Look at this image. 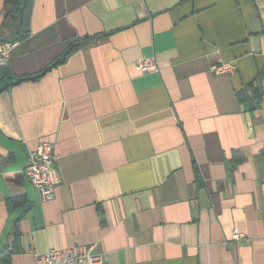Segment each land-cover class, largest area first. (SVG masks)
Masks as SVG:
<instances>
[{
    "label": "crops",
    "instance_id": "obj_1",
    "mask_svg": "<svg viewBox=\"0 0 264 264\" xmlns=\"http://www.w3.org/2000/svg\"><path fill=\"white\" fill-rule=\"evenodd\" d=\"M74 40L38 79L13 81ZM6 41L9 264L77 244L104 264H264V0H26L20 22L0 0ZM146 57L157 70L141 72ZM219 62L234 72L214 73ZM41 141L61 173L45 202L24 174Z\"/></svg>",
    "mask_w": 264,
    "mask_h": 264
},
{
    "label": "built area",
    "instance_id": "obj_2",
    "mask_svg": "<svg viewBox=\"0 0 264 264\" xmlns=\"http://www.w3.org/2000/svg\"><path fill=\"white\" fill-rule=\"evenodd\" d=\"M13 42L0 43V64L8 62ZM141 72L157 70L153 57L143 58L138 63ZM214 73H232L235 70L231 62H219L212 65ZM53 144L41 141L27 153L24 174L37 188L41 202L48 201L54 196L55 187L61 182V173L56 161ZM241 234L236 233L235 238ZM94 244H77L66 248H50L42 253H35L31 264H104V256L96 253Z\"/></svg>",
    "mask_w": 264,
    "mask_h": 264
},
{
    "label": "trees",
    "instance_id": "obj_3",
    "mask_svg": "<svg viewBox=\"0 0 264 264\" xmlns=\"http://www.w3.org/2000/svg\"><path fill=\"white\" fill-rule=\"evenodd\" d=\"M5 4H6V16L10 17L13 20L20 22L22 19L24 9H25L26 0H5ZM87 38H89V36H84L83 38H80V40L83 41V40H86ZM77 45H79L78 40H74L72 42L67 43L63 54L61 56L54 58L50 64H48L47 66H45L41 70L34 72L32 74H23L20 76H15L13 81L14 82H20V81H25V80L38 79L49 68H51L52 66H55L56 64L62 62L66 58V56L68 55L70 50ZM2 79L3 78H1L0 81H2ZM196 169L197 168L195 167V170ZM9 202L13 206L14 205L20 206L25 201L22 197H20V198L10 199ZM13 235H14V239L18 236L16 231H14ZM10 252L11 251L8 250L7 248L3 249L0 252V264H9L8 260H9Z\"/></svg>",
    "mask_w": 264,
    "mask_h": 264
}]
</instances>
